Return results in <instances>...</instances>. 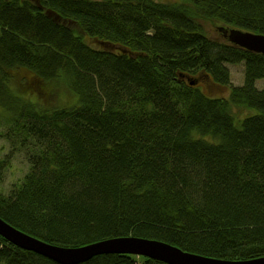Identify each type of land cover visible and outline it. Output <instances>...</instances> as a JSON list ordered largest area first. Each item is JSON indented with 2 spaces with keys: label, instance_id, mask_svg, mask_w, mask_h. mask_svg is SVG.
Instances as JSON below:
<instances>
[{
  "label": "trees",
  "instance_id": "obj_1",
  "mask_svg": "<svg viewBox=\"0 0 264 264\" xmlns=\"http://www.w3.org/2000/svg\"><path fill=\"white\" fill-rule=\"evenodd\" d=\"M201 19L264 34V0H0V133L26 167L6 193L0 172V216L63 247L135 236L264 257V55L209 39ZM240 61L229 97L199 88L230 89ZM60 81L76 102L34 100ZM237 107L258 112L237 121ZM235 185L255 196L243 222L222 216ZM136 256L80 264H166ZM0 264L60 263L0 236Z\"/></svg>",
  "mask_w": 264,
  "mask_h": 264
},
{
  "label": "water",
  "instance_id": "obj_2",
  "mask_svg": "<svg viewBox=\"0 0 264 264\" xmlns=\"http://www.w3.org/2000/svg\"><path fill=\"white\" fill-rule=\"evenodd\" d=\"M224 37L264 55V34L247 30L220 28ZM106 45V44H105ZM127 51L121 46L114 47ZM0 235L14 245L36 252L60 264H80L99 254H131L149 257L166 264H264V257L247 261L213 259L183 251L169 243L135 236L111 238L92 246L62 247L40 240L0 218Z\"/></svg>",
  "mask_w": 264,
  "mask_h": 264
},
{
  "label": "rangeland",
  "instance_id": "obj_3",
  "mask_svg": "<svg viewBox=\"0 0 264 264\" xmlns=\"http://www.w3.org/2000/svg\"><path fill=\"white\" fill-rule=\"evenodd\" d=\"M33 1V0H32ZM166 1V0H159ZM28 8V6H27ZM14 17H18V13L13 10L11 13ZM5 15H8L7 12H3L1 16L4 18ZM200 24L203 27L204 33L211 39L229 43L224 37L223 33L220 31V27L223 23L214 21V20H199ZM225 26V25H224ZM76 32L81 35L82 31L76 29ZM91 45L94 48H98L99 44H95L91 42ZM226 66L230 70V78L231 84L230 89L226 87H221L213 84L208 77H202L198 82H200V89L209 96L216 97H229L230 90L232 86H240L244 82L245 77V61H240L238 63H226ZM67 86L65 81H60L53 86V82L48 83V85L53 86L52 89L46 88L44 97H37L42 106L46 107H56V106H65L73 103L75 101V97H67V95L63 94L66 92V88L61 89V85ZM31 88L38 87L32 81L29 83ZM256 86L260 89L264 88V79L258 80L256 82ZM41 90V89H39ZM38 93V90L35 91ZM76 102V101H75ZM2 111L0 107V112ZM233 112L237 121L242 120V118L256 114L258 111L254 108H233ZM4 127L0 126V131H2ZM1 134V133H0ZM11 155L10 160L7 159L8 156ZM3 163V164H2ZM4 168V169H3ZM0 172L2 174V178L5 180V184H3L4 192H8L10 188L16 184V181L20 179L26 172V167L23 162L22 153L15 151L12 149L10 143L4 139V137L0 136ZM255 203V196L251 193L242 189L239 186H234L228 198L225 202V206L222 209V216L225 218L228 217H237L242 222L244 217H248L250 213V209L248 206L250 204ZM117 238V237H116ZM136 256V255H135ZM139 257V256H136ZM140 259V258H139Z\"/></svg>",
  "mask_w": 264,
  "mask_h": 264
},
{
  "label": "bare ground",
  "instance_id": "obj_4",
  "mask_svg": "<svg viewBox=\"0 0 264 264\" xmlns=\"http://www.w3.org/2000/svg\"><path fill=\"white\" fill-rule=\"evenodd\" d=\"M8 11H10L9 9H7V10H5L4 12H8ZM51 18H52V20H54V21H56V22H58V24H63V25H66V26H68V27H71L73 30H75L76 31V25H74V24H72V23H70V22H68L66 19H64V17H61V16H56V15H54V14H52L51 15ZM225 25V26H224ZM222 27H225V29H227V30H241V28H238V27H236V26H233V25H231V24H226V23H224L220 28H222ZM220 31H221V29H220ZM222 32V31H221ZM261 34V33H260ZM208 37V36H207ZM209 38V37H208ZM209 39H211V38H209ZM211 40H213V39H211ZM226 40L229 42V43H231V44H233L232 42H230L227 38H226ZM215 41V40H214ZM233 45H236V46H238V47H240V48H242V49H245V50H247V51H250V52H253V53H257V54H261V53H258V52H256V51H252V50H250V49H248L247 47H244V46H241V45H239V44H233ZM120 50V49H119ZM127 50V49H126ZM120 51H123V50H120ZM123 52H125V53H131L129 50H127V51H123ZM208 79L209 80H211L209 77H208ZM211 82H212V80H211ZM200 83V82H199ZM213 83V82H212ZM198 85H200V84H198ZM258 87V86H257ZM199 88H200V86H199ZM259 88V87H258ZM262 89H264V88H262ZM40 97H42V96H40ZM221 98H226V97H221ZM34 100H36V101H38L39 102V99H37V98H35ZM254 109H256V108H254ZM243 119V118H242ZM0 136L1 137H4V139H6V137L3 135V134H0ZM10 158H11V155L10 156H8L7 157V159L8 160H10ZM23 162H24V160H23ZM3 184H5V180L4 179H2V181H1ZM235 186H239V185H235ZM230 194V193H229ZM227 198H228V196L226 197V199H225V202H226V200H227ZM0 218L2 219V220H4V221H6L4 218H2L1 216H0ZM7 222V221H6ZM1 236V235H0ZM33 236V235H32ZM122 237H124V236H122ZM4 238V237H3ZM109 239H111V238H109ZM41 240V239H40ZM105 240H108V239H104V240H101V241H98V242H102V241H105ZM44 241V240H43ZM46 242V241H45ZM98 242H93V243H89V244H86V245H84V246H86V247H88V246H92V245H95L96 243H98ZM49 243V242H48ZM52 244V243H51ZM55 245V244H54ZM59 246V245H58ZM63 247V246H62ZM83 247V246H82ZM71 248H73V247H71ZM22 249V248H21ZM25 250V249H24ZM111 254V253H110ZM99 255H104V254H99ZM99 255H96V256H99ZM131 255V254H130ZM96 256H94V257H96ZM149 258V257H148Z\"/></svg>",
  "mask_w": 264,
  "mask_h": 264
}]
</instances>
